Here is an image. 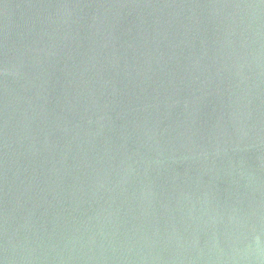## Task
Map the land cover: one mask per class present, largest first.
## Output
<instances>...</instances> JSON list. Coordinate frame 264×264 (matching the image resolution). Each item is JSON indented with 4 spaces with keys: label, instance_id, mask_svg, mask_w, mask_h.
<instances>
[{
    "label": "water",
    "instance_id": "water-1",
    "mask_svg": "<svg viewBox=\"0 0 264 264\" xmlns=\"http://www.w3.org/2000/svg\"><path fill=\"white\" fill-rule=\"evenodd\" d=\"M0 264H264V0H0Z\"/></svg>",
    "mask_w": 264,
    "mask_h": 264
}]
</instances>
